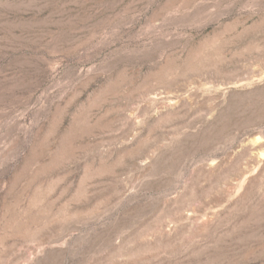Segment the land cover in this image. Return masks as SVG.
I'll use <instances>...</instances> for the list:
<instances>
[{"label": "rangeland", "instance_id": "1", "mask_svg": "<svg viewBox=\"0 0 264 264\" xmlns=\"http://www.w3.org/2000/svg\"><path fill=\"white\" fill-rule=\"evenodd\" d=\"M0 264H264V0H0Z\"/></svg>", "mask_w": 264, "mask_h": 264}]
</instances>
